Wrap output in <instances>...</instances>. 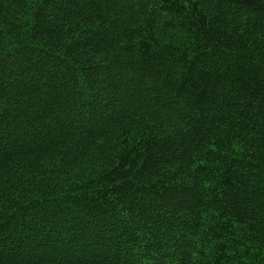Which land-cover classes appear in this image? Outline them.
<instances>
[{"label":"trees","instance_id":"16d2710c","mask_svg":"<svg viewBox=\"0 0 264 264\" xmlns=\"http://www.w3.org/2000/svg\"><path fill=\"white\" fill-rule=\"evenodd\" d=\"M0 264H264V0H0Z\"/></svg>","mask_w":264,"mask_h":264}]
</instances>
